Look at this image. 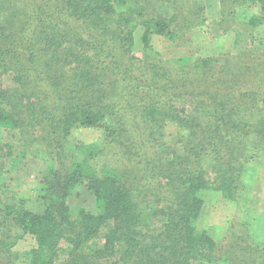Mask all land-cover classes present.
<instances>
[{
  "label": "trees",
  "instance_id": "obj_1",
  "mask_svg": "<svg viewBox=\"0 0 264 264\" xmlns=\"http://www.w3.org/2000/svg\"><path fill=\"white\" fill-rule=\"evenodd\" d=\"M211 191L264 215V0H0V264H264L256 220L197 224Z\"/></svg>",
  "mask_w": 264,
  "mask_h": 264
},
{
  "label": "rangeland",
  "instance_id": "obj_2",
  "mask_svg": "<svg viewBox=\"0 0 264 264\" xmlns=\"http://www.w3.org/2000/svg\"><path fill=\"white\" fill-rule=\"evenodd\" d=\"M249 12L252 10L249 8ZM208 22V20L206 21ZM202 41V40H201ZM217 46L211 48V44L208 43L205 50L202 51L203 54H210L214 53L217 49H222L223 47H227L230 42H225L224 38L221 36L218 38L216 42ZM231 47V48H230ZM229 49L233 50V46H229ZM224 49V48H223ZM9 76H5V83L6 85L12 86ZM99 136V131L96 129H78L73 133V138L78 139L84 142H92L97 139ZM46 164L43 158L38 157H30L27 156L26 158H22L18 164L14 163L12 166V162L10 160L7 163V167L10 171L6 177L5 182L8 184V194H11L13 197L15 196H23L28 197L30 199H36L40 194L41 188V179L44 176ZM250 174V173H248ZM244 176L245 181H249L253 184L255 183V177L252 176L250 179L248 178L249 175ZM261 193V192H259ZM208 194V195H207ZM208 204L202 209L201 214L197 220V224L202 227H207L213 237L216 239L220 238L225 233V226H227L233 220L242 217L241 219H253L255 221L258 216L254 215L258 212H254L249 210L248 216L241 214L238 212L239 207H237V203L230 204L228 201L221 198L218 193L211 191L206 193ZM261 200V199H260ZM68 202L70 203L72 209H75L78 206H85L88 209L95 210V203L93 195L83 186L77 185L73 189V192L69 196ZM260 206L262 205V200L257 202ZM249 208L250 207H246ZM246 210V209H245ZM244 213V211H243ZM244 215V216H243ZM263 216V215H261ZM257 223V222H255ZM255 223L253 224L255 228ZM34 245V240L30 235H25L24 238L20 239L17 244L15 245V249L18 251H25ZM21 262H18V264Z\"/></svg>",
  "mask_w": 264,
  "mask_h": 264
},
{
  "label": "crops",
  "instance_id": "obj_3",
  "mask_svg": "<svg viewBox=\"0 0 264 264\" xmlns=\"http://www.w3.org/2000/svg\"><path fill=\"white\" fill-rule=\"evenodd\" d=\"M229 202V201H228ZM230 204H234V202H229ZM246 210H244L245 213ZM243 214V212L241 213ZM259 218H256V225H255V238L256 240L260 241V242H264V215L258 216ZM207 228V227H206Z\"/></svg>",
  "mask_w": 264,
  "mask_h": 264
}]
</instances>
